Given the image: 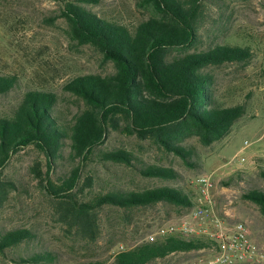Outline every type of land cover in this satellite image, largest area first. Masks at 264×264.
I'll return each instance as SVG.
<instances>
[{
    "label": "trees",
    "instance_id": "16d2710c",
    "mask_svg": "<svg viewBox=\"0 0 264 264\" xmlns=\"http://www.w3.org/2000/svg\"><path fill=\"white\" fill-rule=\"evenodd\" d=\"M60 5L68 36L77 45L95 48L114 71L105 76L87 74L68 80L62 89L81 100L84 109L67 119L50 91H27L0 116V206L9 193L26 192L19 182L2 175L11 156L34 146L46 159L31 171L51 199L58 220L86 241L98 236L97 211L104 206L121 209L164 204L190 208V197L179 187L143 190L112 189L92 197L85 190L95 183L82 166L88 162L118 164L143 178L177 181L172 166L150 163L125 148H104L107 135L116 132L148 142L165 156L198 168V152L218 142L245 114V106H222L213 93L212 77L204 72L225 63H247V46L220 44L186 52L200 41V15L211 0H146L153 15L132 28L97 16L87 5L99 0H54ZM264 7V2H263ZM16 77L0 75V96L16 86ZM65 162L71 163L66 167ZM75 164V165H74ZM264 182V171L259 172ZM241 198L264 215V190L250 189ZM37 238L31 228L0 225V256L12 264H56L54 251H22ZM215 243L203 236L179 233L146 238L112 255L111 264H149L172 254L212 250ZM21 250L22 252H18ZM99 264V263H94ZM245 264V263H244Z\"/></svg>",
    "mask_w": 264,
    "mask_h": 264
},
{
    "label": "rangeland",
    "instance_id": "374dc122",
    "mask_svg": "<svg viewBox=\"0 0 264 264\" xmlns=\"http://www.w3.org/2000/svg\"><path fill=\"white\" fill-rule=\"evenodd\" d=\"M264 0H211L200 15V41L186 52L206 50L229 44L247 46L252 52L245 64L225 63L204 72L212 77L215 99L222 106L243 104L245 114L237 120L224 139L203 147L195 140L199 167L188 168L173 157L165 156L148 142L134 136L111 132L104 148H125L147 162L172 166L181 178L163 181L143 178L123 165L96 161L82 166L84 175L95 183L85 190L87 197L112 189L143 190L158 186L179 187L192 201L190 208L156 204L147 208L121 209L104 206L97 211L99 233L94 242L76 234L58 220L51 199L43 192L31 169L38 164L46 171L45 157L28 146L13 154L2 175L26 187V192L9 193L0 206V225L33 229L37 238L22 246V251H54L56 264H111L112 255L135 245L160 228L205 226L206 218H194L197 207H208L211 215L227 227L242 223L250 242L264 252V215L259 208L241 198L250 189L264 190L259 176L264 171ZM97 16L129 28L153 15L146 0H99L87 5ZM60 5L54 0H0V75L16 77V86L0 96V116L16 105L27 91H50L58 96V108L70 120L84 104L63 85L73 77L109 75L113 64L89 45H77L67 33L59 16ZM248 145L244 146V142ZM75 165V164H74ZM65 166L71 163L65 162ZM210 177L209 204L199 201L196 180ZM19 250L18 252H22ZM211 250L172 254L149 264H193L205 261ZM0 264H12L0 256Z\"/></svg>",
    "mask_w": 264,
    "mask_h": 264
},
{
    "label": "built area",
    "instance_id": "2783aa9c",
    "mask_svg": "<svg viewBox=\"0 0 264 264\" xmlns=\"http://www.w3.org/2000/svg\"><path fill=\"white\" fill-rule=\"evenodd\" d=\"M248 143L245 141L244 146ZM199 188V201L209 204L210 177L201 176L197 180ZM208 207H197L193 212L194 218H206L205 226L194 228L183 223L179 227L170 225L160 228L153 235L150 234L146 240L153 241L157 235L179 233L183 236H203L215 243L211 251L214 254L210 259L193 264H264V252L258 250L248 239L246 227L242 223H236L227 227L224 222L211 215Z\"/></svg>",
    "mask_w": 264,
    "mask_h": 264
}]
</instances>
